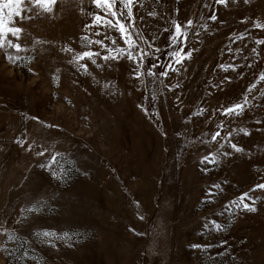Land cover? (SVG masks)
I'll return each instance as SVG.
<instances>
[{
  "label": "rangeland",
  "instance_id": "1",
  "mask_svg": "<svg viewBox=\"0 0 264 264\" xmlns=\"http://www.w3.org/2000/svg\"><path fill=\"white\" fill-rule=\"evenodd\" d=\"M131 10L128 42L105 21L88 27L91 0L23 20L14 4L0 12L22 29L7 38L21 51L0 47V264H264V190L251 191L264 184V29L254 27L264 0H134ZM189 20L174 57L170 32ZM85 51L100 54L95 64L74 59ZM153 62L168 75H149ZM245 97L241 115L221 114ZM244 193L256 211L232 205ZM33 205L42 211L25 222L20 209ZM44 230L67 236L34 234Z\"/></svg>",
  "mask_w": 264,
  "mask_h": 264
},
{
  "label": "snow or ice",
  "instance_id": "2",
  "mask_svg": "<svg viewBox=\"0 0 264 264\" xmlns=\"http://www.w3.org/2000/svg\"><path fill=\"white\" fill-rule=\"evenodd\" d=\"M58 0H7V3L0 5V12H2V9L4 7H8V5L10 4H14L15 5V15L17 17H19L21 20L23 19H30V17L25 16L24 13L25 12H29L31 11L32 8L38 7L40 8L42 11L47 12V13H52L53 12V8L54 6L57 4ZM217 3L220 4H226L227 0H216ZM245 2H247V0H245ZM134 3V0H91V4L95 7V9H97V11L95 13H90V15H93L94 18V23L93 25H89L88 27H93V26H103L101 25V21H105L106 26L109 28H117V30L119 31V33L121 34V38L125 39V42H128V37L131 35L128 32V28L126 27V24L124 23V21H128V20H133L134 18L132 17V5ZM120 5V7H117V5ZM103 11L104 16L100 15V12ZM111 15L112 17L116 18V23L113 24L111 20H105V18ZM150 15H155L154 13H150ZM210 19H212L213 21L216 19L215 14H213ZM192 25V21H188L186 25L182 26L179 23H174V29L171 30L170 35L168 37V41H169V47L172 48H176L177 45H181V47L178 48L177 51L170 53V55L177 57V58H181L182 54L184 53V46H186V40H187V32L186 29L190 28ZM254 27L256 28H260V29H264V24L261 23H256L254 24ZM165 31H170L169 29H165ZM22 32V29L20 27H14V26H5L4 20L2 15H0V47H3V41L7 40L8 43V47L14 48L17 52L21 51V45L20 44H14L12 42V40H8V36H12L16 39L20 38V33ZM100 33H97V35H99ZM82 39H86V38H82ZM95 43L102 45L103 47L107 48L106 45H103V41L102 40H98L95 41ZM112 44H116V40H112L111 41ZM257 44H264V40H257L256 41ZM65 51H69L71 52L72 49H65ZM109 51H112L111 49H109ZM117 52L122 53L123 49H116ZM156 51L159 52L161 51V49L156 48ZM253 51L255 52L256 50L253 49ZM100 54L98 52L93 53V52H89V51H85L82 55L77 54L76 57H74L75 60L79 61V60H83L85 58H88L89 60H91V62L93 64L96 63L95 59H93L94 56H99ZM145 56H147V53H144ZM187 57L190 58L191 53H187L186 54ZM104 60H108V59H113L116 60L117 57L115 56H104L102 57ZM131 55H129V59H131ZM9 59H11V57H9ZM143 59V57H142ZM149 59H153L152 57H149ZM158 59V58H157ZM182 59H177L176 63H181ZM82 67H85L86 69V65H81ZM161 64L159 63H151L149 65L148 68V74L151 76H155V75H159V76H164L166 77L168 75L167 70L164 71H160L159 73L153 72L152 69H158L161 68ZM170 67V66H169ZM173 71H175V69H172ZM133 71H135V69H133ZM139 74H137V78H138ZM260 80L264 81V74H261L260 76ZM252 87H255V85H253ZM249 92L252 91V88L248 89ZM247 101V97H245L244 99V103H237L235 105H230L227 108L224 109V111L221 113L222 115H241L243 113L244 110V104H246ZM241 131H244L243 129H241ZM245 134H249L247 132H245ZM220 135L219 132H217L212 139L216 140V138ZM231 147L234 151L236 152H242L243 149L238 147L236 144H231ZM41 155H43V153H40ZM224 155H229V153H224ZM201 163H216L215 160H209V157H204L201 161ZM214 187L219 188L220 185H214ZM257 189L260 190H264V184H257L254 186V188L251 191H256ZM246 201H251L246 202ZM232 205L240 210V211H246V212H254L256 211L255 208V203L256 201L254 199H252L248 193H244L243 195H241L238 200L236 201H232L231 202ZM42 209L41 207L37 206V205H33L30 208H22L20 209V213H21V217L22 219L27 222L28 220V216H24L23 214L25 212H27L29 215L31 216H36L39 215L41 213ZM212 231H221L223 230V225L216 223L215 221L211 222ZM207 227V225H206ZM37 237H41L44 238L46 241L51 242L52 239H63L65 236H67V234H64L63 236L58 235L55 232L49 231V230H44V231H40V232H36L34 233ZM51 246H54V244H52ZM191 247L193 249H200L201 251H208L209 249H211L213 247V245H203V244H194L191 245ZM25 255H27V253H25Z\"/></svg>",
  "mask_w": 264,
  "mask_h": 264
}]
</instances>
